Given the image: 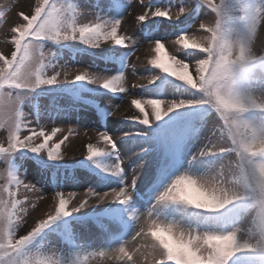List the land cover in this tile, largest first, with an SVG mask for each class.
I'll return each mask as SVG.
<instances>
[{"label": "snow or ice", "instance_id": "6c2138e0", "mask_svg": "<svg viewBox=\"0 0 264 264\" xmlns=\"http://www.w3.org/2000/svg\"><path fill=\"white\" fill-rule=\"evenodd\" d=\"M132 2L97 0L85 11L72 0H30L4 33L0 264H89L90 257L111 264H264V214L251 210L264 196V45L257 46L264 0H140L135 21L154 55L133 85L144 90L130 100L139 115L121 113L122 126L113 131L94 129L95 142L89 137L79 161L63 162L72 128L57 142L61 128L47 132L39 118L29 120L25 106L37 108L44 96L128 93L126 71L138 44L121 27ZM169 39L178 46L173 51L166 50ZM66 53L114 67L111 74L107 68L73 74L61 63ZM115 114L97 106L105 122ZM225 166L232 169L228 179ZM206 178L213 188L204 189ZM42 179L52 186L53 205L33 218L37 204L21 192L45 199ZM68 184L86 188L75 204L77 192L63 190ZM192 185L213 191L217 203H198ZM184 226H194V235L178 231ZM89 227L98 241L77 231ZM52 237L64 247H52ZM228 237L230 246H219Z\"/></svg>", "mask_w": 264, "mask_h": 264}, {"label": "rangeland", "instance_id": "374dc122", "mask_svg": "<svg viewBox=\"0 0 264 264\" xmlns=\"http://www.w3.org/2000/svg\"><path fill=\"white\" fill-rule=\"evenodd\" d=\"M30 0H0V50L5 49L6 45L4 43L5 36L4 33L10 29L11 26L19 20L18 13L20 11H27V5ZM34 2V0H31ZM147 0H145V3ZM74 3H78L81 5L82 9L85 11H93L92 3L90 0H74ZM140 0H133L132 7L128 9V12L125 13V18L122 23L121 31L127 34L128 36L135 37V40L138 44V47L135 49V53L130 57L129 64L130 67L126 71L127 76V86L128 93L121 94L118 98H111V94L107 96H92V95H84L81 99L77 101H72L67 96L61 94L56 95L55 97L44 96L39 98L37 101V111L39 113V117H37V111L31 108V106L26 105L25 111L29 113V120L36 121L39 118V124L45 128V131L50 132L51 127L56 126L61 128V131L57 133L55 137H53L54 141H59L63 139L65 135H68V129L72 128L73 133L71 134L68 141L62 146V151L66 153L64 163H74L82 159V153L85 152L84 145L89 142V137L92 138V142H95L96 133L94 129H97L98 126L95 122L94 115L90 110L85 109L80 114H76L74 112L68 113L67 115L56 116L54 109H59L60 106H72L75 107H83L84 101H90L95 106L100 107H110L116 114L109 118L108 124L105 126L110 131H113L116 128H120L122 126L120 115L123 113L125 116L134 114L139 115V111L131 106L130 100L132 98H141L144 90L141 88H134L133 85L138 83L139 75H146V69H150V65L147 64V60L151 58L153 53L150 51L149 43L142 40V36L140 34L139 28L140 25L135 21V15L140 14L142 12V8L139 6ZM168 21H163V26L168 25ZM198 27V25H197ZM157 31L164 33L161 28H157ZM171 39H174L171 38ZM171 39L166 41V48L169 51H173L175 46ZM264 45V36L258 37L257 46ZM105 47H114L113 45H105ZM68 62L72 66L73 74L77 72V70H87L90 69L92 71H103L102 63L98 60L93 61L92 57L87 55L76 56V61H70L66 55H64L63 62ZM131 65H135L137 76L132 75ZM114 65L108 64L109 74H111V70ZM191 71V69H190ZM31 109V110H30ZM147 112L151 113V109H146ZM51 116V118H50ZM97 118V117H96ZM255 118V117H253ZM36 126L35 123L32 125ZM123 127L127 128L128 125H123ZM99 128H101L99 126ZM211 128V124L202 129V136L206 137L209 134V129ZM87 133V135H85ZM119 134V133H117ZM6 133L0 130V141L5 139ZM119 147V145H118ZM103 162V161H102ZM134 161H127L129 165H131ZM3 168V165H0V169ZM83 170L77 169V172H82ZM38 175V174H37ZM28 181H31V176L28 177ZM2 183V181H0ZM42 188L43 195L45 199L40 200L38 198V194L33 193H23L21 192L22 198L23 195H27L30 200L37 204V208L35 211L31 213V217H36L38 215H42L44 211H46L50 206L53 205L52 196L54 192L52 190V186L41 180V183L37 185ZM67 194L68 191H76L77 197L72 201L73 204L77 203L80 194L83 193L86 188L79 187L75 185H65L64 189ZM107 190V189H105ZM71 207V205H70ZM84 211H91V208H87ZM31 223V218L29 219ZM78 232L82 234L85 240L96 242L98 241V233L97 229L89 227L88 229H77ZM51 246L54 248H63L64 242L59 237H52L50 239ZM41 247H46L45 242H40ZM89 264H111L110 261L102 260L99 258H89Z\"/></svg>", "mask_w": 264, "mask_h": 264}, {"label": "clouds", "instance_id": "9594fccd", "mask_svg": "<svg viewBox=\"0 0 264 264\" xmlns=\"http://www.w3.org/2000/svg\"><path fill=\"white\" fill-rule=\"evenodd\" d=\"M231 174H232V169L228 166H225L226 179L230 178ZM186 183H189L191 185V182H186ZM201 183L204 185V189H211L214 186V181L211 178L203 179ZM228 187L234 188L235 186L229 184ZM192 188H193L194 197L197 199L198 203L204 204V205H214L217 203V197L213 191H205L200 188H197L195 185H192ZM258 199L260 202L254 203L251 208L254 216L257 214H264V196ZM246 226H247L246 224H242L240 227L241 229H243V228H246ZM178 231H182L185 237L189 235H194V226L192 227L184 226L178 229ZM240 235L242 236V238H244L245 234L243 231H241ZM165 239L167 240V238ZM231 243H232V240L230 237L218 241L219 246H222L225 249H227V247H229ZM177 244L180 247H186L185 244H182L180 242H177ZM199 246H200L199 243H197L196 247H199ZM204 251H207V249H204Z\"/></svg>", "mask_w": 264, "mask_h": 264}]
</instances>
